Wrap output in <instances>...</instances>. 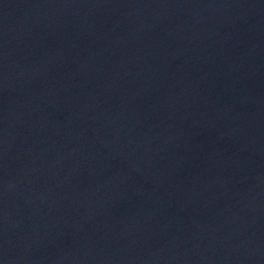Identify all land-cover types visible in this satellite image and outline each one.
<instances>
[{"label": "water", "instance_id": "95a60500", "mask_svg": "<svg viewBox=\"0 0 264 264\" xmlns=\"http://www.w3.org/2000/svg\"><path fill=\"white\" fill-rule=\"evenodd\" d=\"M0 264H264V0H0Z\"/></svg>", "mask_w": 264, "mask_h": 264}]
</instances>
